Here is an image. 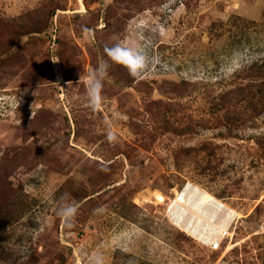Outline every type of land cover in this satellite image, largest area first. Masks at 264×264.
Listing matches in <instances>:
<instances>
[{
	"label": "rangeland",
	"instance_id": "374dc122",
	"mask_svg": "<svg viewBox=\"0 0 264 264\" xmlns=\"http://www.w3.org/2000/svg\"><path fill=\"white\" fill-rule=\"evenodd\" d=\"M261 60L264 0H0V264H264Z\"/></svg>",
	"mask_w": 264,
	"mask_h": 264
},
{
	"label": "clouds",
	"instance_id": "9594fccd",
	"mask_svg": "<svg viewBox=\"0 0 264 264\" xmlns=\"http://www.w3.org/2000/svg\"><path fill=\"white\" fill-rule=\"evenodd\" d=\"M104 52L107 60L100 67L90 69L87 73L86 102L88 107L93 111H96L102 103L103 76L107 74L110 63L118 64L126 68L133 77L142 75L150 63H152V58L146 51L126 47L119 43L111 47L105 46ZM238 67L242 68L243 65H238ZM107 140L109 142H115L117 137L114 133L109 132L107 134ZM75 213V205L69 202L68 197H65L63 203L58 206L57 215L64 218L66 227H71V217ZM90 264H101V261L99 257L93 256Z\"/></svg>",
	"mask_w": 264,
	"mask_h": 264
},
{
	"label": "trees",
	"instance_id": "16d2710c",
	"mask_svg": "<svg viewBox=\"0 0 264 264\" xmlns=\"http://www.w3.org/2000/svg\"><path fill=\"white\" fill-rule=\"evenodd\" d=\"M213 27L215 28L216 26L213 25ZM246 73V77L249 79L250 84L242 87L243 89H241L242 93L240 96H244L246 101L255 104V106L258 105V107H261V115V113L264 111V61L261 60L252 64L246 70ZM188 85L189 84L187 82H182L180 84H171V86L176 89H187Z\"/></svg>",
	"mask_w": 264,
	"mask_h": 264
},
{
	"label": "water",
	"instance_id": "95a60500",
	"mask_svg": "<svg viewBox=\"0 0 264 264\" xmlns=\"http://www.w3.org/2000/svg\"><path fill=\"white\" fill-rule=\"evenodd\" d=\"M159 98H161V96H158ZM174 192V194L176 195L177 194V192L176 191H173Z\"/></svg>",
	"mask_w": 264,
	"mask_h": 264
},
{
	"label": "built area",
	"instance_id": "2783aa9c",
	"mask_svg": "<svg viewBox=\"0 0 264 264\" xmlns=\"http://www.w3.org/2000/svg\"><path fill=\"white\" fill-rule=\"evenodd\" d=\"M187 185H188V184H187ZM187 185H186V186H187ZM262 227H263V225H262ZM262 227H261V228H262Z\"/></svg>",
	"mask_w": 264,
	"mask_h": 264
}]
</instances>
